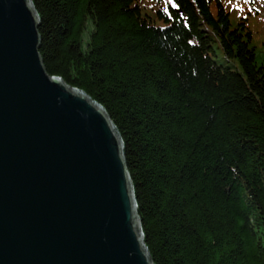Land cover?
I'll return each instance as SVG.
<instances>
[{"label":"trees","instance_id":"trees-1","mask_svg":"<svg viewBox=\"0 0 264 264\" xmlns=\"http://www.w3.org/2000/svg\"><path fill=\"white\" fill-rule=\"evenodd\" d=\"M31 2L45 71L122 141L151 264H264V0Z\"/></svg>","mask_w":264,"mask_h":264},{"label":"water","instance_id":"water-1","mask_svg":"<svg viewBox=\"0 0 264 264\" xmlns=\"http://www.w3.org/2000/svg\"><path fill=\"white\" fill-rule=\"evenodd\" d=\"M31 0H0V264H151L105 110L44 69Z\"/></svg>","mask_w":264,"mask_h":264},{"label":"rangeland","instance_id":"rangeland-1","mask_svg":"<svg viewBox=\"0 0 264 264\" xmlns=\"http://www.w3.org/2000/svg\"><path fill=\"white\" fill-rule=\"evenodd\" d=\"M232 3H233L234 8H237L235 2L233 1ZM262 8H263V11L261 15H262V18H264V5H262ZM250 26L252 29L256 30L257 26L253 22H250ZM255 37L258 38V40H260L261 42H264V35L255 34ZM254 40H255V45L258 48L257 51L261 52L264 49V44L258 42L256 39Z\"/></svg>","mask_w":264,"mask_h":264}]
</instances>
